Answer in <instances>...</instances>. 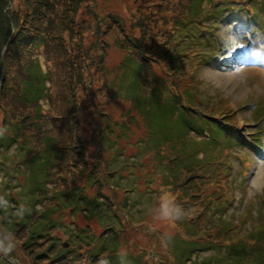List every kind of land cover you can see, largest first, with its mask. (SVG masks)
Wrapping results in <instances>:
<instances>
[{
	"label": "rangeland",
	"instance_id": "1",
	"mask_svg": "<svg viewBox=\"0 0 264 264\" xmlns=\"http://www.w3.org/2000/svg\"><path fill=\"white\" fill-rule=\"evenodd\" d=\"M54 1L53 9L45 18L47 27L45 30L41 28L40 21L37 19V15L33 14L30 17V9H37V12H40V8H43L41 1L38 0L36 6L33 5L27 9H24L25 3L22 0H13L10 3L12 9H19L17 18L15 12H9V17L4 15V36L10 35V25H8V18H10L13 24L15 19H18V33H14L15 38H12V42H15V46L18 44L21 46L25 43V46L28 48L31 43H34L30 38H34V34L43 32L44 41L42 46L30 56L31 61L37 59L41 64V68L46 76V85L51 86L52 90L56 88H62V84L66 81V78L63 77L61 73V68L58 65L59 63H64V60L60 58V50L64 47L66 50L68 58L71 62L75 64L78 68V64L84 67L83 83L87 81L88 88L85 91L79 90V92L72 99V105H77V111L67 114V119L65 124L68 126V129L63 128V130L70 134V137L75 139L76 150H80V146H83V149L86 154L89 153H98V158L101 156V159L110 166H107L109 170L114 169L115 173L109 180L112 183H115V190L126 192L128 201L132 198L131 205L125 208L128 218L131 222L134 223V218L139 221V224L142 227H147L149 232L153 235L155 231L164 238L170 245V251L174 256L179 254V246L183 250V253H180L179 258L181 259L186 257L184 245L179 238L176 237L173 230L165 228L167 225L171 226L172 222V209L174 203L169 202V191L164 190L163 182H155L151 180L152 174L148 171L146 155L147 153L151 156L152 159L156 160L158 155H162L164 160H167L169 155H185L186 159L178 160V170H181L182 165L187 164L193 160V154L197 149H200V152L204 155V161H208V155L216 152L220 146L218 142L234 143L231 138L228 137V131L222 130L217 127L219 125L217 122L209 123L204 120L197 121H188L184 122L181 120L180 116L177 113H174L171 106L173 103L170 99H165L161 97L162 100H159L156 97V101L152 99L151 109L155 110L152 118L142 121V127H135L132 124L127 123L126 125L117 124V121H123L124 115L128 105L133 102V111L132 113L139 115L141 113L140 104V92L135 90L131 85L124 86L123 84L120 87L116 84L120 78H123V75L126 73L127 69H118L116 74H112L115 79L114 87L118 86L119 91L115 89L114 96L116 97L115 101L110 102L109 98L112 97L110 93L107 98L105 96L102 98V101L94 95L95 92H100L102 88V83L100 81V68L96 65L95 71V60H99L104 64V68L108 73H113L115 69L112 65L117 63L118 58L123 55V52L120 51L117 47H114L110 53L111 56L108 60L111 62H105L104 58H101L99 51L101 52L100 44H104V41H111L115 32H111L106 29L108 22H113V16H118L122 18L126 25V32L128 34L141 36L143 33V39H138L139 43L144 47H149V50L157 51L159 49L158 45H162L163 36L160 32L157 34L154 32L155 29L166 30V27L169 26V23L164 25L162 16L169 12L171 7L176 3H179L180 0H51ZM249 18L251 22L259 27L264 35V7L259 4L256 0L250 2L249 5ZM5 13V14H6ZM113 15V16H109ZM32 18V19H30ZM140 20L141 25H144L146 28L141 30L139 26L130 27V24ZM115 24V23H114ZM116 25V24H115ZM37 29V30H36ZM37 32L34 33L33 31ZM118 37L123 36V32L119 29ZM27 34H30L28 36ZM175 37H178V32L175 33ZM184 39L186 37L183 36ZM100 39V40H99ZM99 41V43H98ZM24 45V44H23ZM1 46V40H0ZM183 47L189 48L192 45H189L188 42L183 44ZM88 51V55L86 53ZM87 55L86 59L84 57ZM11 55L10 57H13ZM7 58L8 60L10 59ZM90 57L94 59H90ZM18 58H13L10 61L17 60ZM23 56L19 59V68L14 76L11 78L13 90L17 91L19 98L17 101H13L10 105L4 107L0 111V115L6 116L13 124L21 126L19 120H22L23 123L29 122L30 113H28L33 106L30 107V101L34 97L40 96V90L38 88V81L34 75L33 80H30V76L26 77L24 73L23 66ZM86 62V65H84ZM71 63V64H73ZM61 64V65H62ZM192 67H196L197 75L200 73V69L197 66V63H193ZM164 65L156 64L153 65V73L155 76L163 74ZM122 70V72H120ZM131 70V69H130ZM203 73L201 74L202 78L211 85L212 89L220 92L223 97L231 98L232 102H240L245 98L251 97L257 98L258 96L264 97V87H260L256 83H252L254 76L247 74L249 70L257 69H243V70H233L228 69L227 72H223L219 69L218 66L204 67ZM259 71V70H257ZM263 80H264V73ZM126 78V77H125ZM30 81H33V84L30 85ZM91 81V82H90ZM80 86V84H79ZM83 87V86H82ZM203 88L204 86L201 85ZM13 90L10 91L13 93ZM84 94V95H83ZM83 95V97L81 96ZM221 96L220 94H214L215 98ZM123 97V99H122ZM93 99V102L91 99ZM124 101V102H123ZM43 109L48 108V103L46 101H41ZM92 103V104H91ZM112 103V104H110ZM29 105V106H28ZM258 106L261 104L258 103ZM131 108V107H130ZM129 108V111H130ZM94 110L98 115V118L104 122L107 128V134L102 135L104 143L99 149L96 147L94 141H92V136L89 134V129L93 128L94 132H97L98 129L91 125L89 119H95ZM103 111L108 113L102 114ZM90 112H92L90 114ZM109 114V115H108ZM250 115V111H244L239 118H247ZM8 119L2 118L3 122L7 129L5 132L10 133L12 126L8 123ZM1 120V119H0ZM55 132H63L58 128ZM253 127V126H251ZM88 128V130H87ZM208 128L214 130L215 134ZM247 127H242L243 130H246ZM190 129L199 130L204 133L203 136H196L190 132ZM38 135H34L33 138H39L43 133V127L39 130ZM102 132H105V128H102ZM33 135V134H32ZM63 135V133H62ZM209 137V138H208ZM108 138V139H107ZM105 149L103 152L102 150ZM230 149H234L237 160L240 164L249 169V163L247 151L245 148L239 144H235ZM9 153H12V149H9ZM102 152V153H101ZM144 155V160L142 157ZM130 159L128 160L127 157ZM231 157V156H229ZM78 158V157H77ZM72 157L69 161L77 159ZM87 163L83 165L84 173L86 176L80 175L78 177V184L82 187L86 193L91 196L94 193V189L89 185L87 179L88 169L91 165L90 159L86 156ZM141 160L143 164L139 162ZM81 159L77 160V165L80 164ZM203 163V161H199ZM117 163L121 171L117 170ZM228 163V162H227ZM262 167H264V161L260 162ZM160 169V166H158ZM240 172V171H239ZM11 173V168H7L5 165L0 163V182L7 180L8 175ZM15 173V172H14ZM162 173L165 175V178H168L169 170L168 164L162 169ZM110 174V173H109ZM109 174L105 176L103 181V189L107 194L113 193L112 189L109 188L108 183L106 182ZM245 172L237 173L240 177H246ZM17 175V173L15 174ZM14 181L25 184V181L18 180L14 178ZM42 181L41 173H34L30 176V184H35ZM73 183V182H72ZM111 183V186H113ZM135 186V191L133 189ZM264 191V175L254 181V176L250 177L248 182L246 197L248 199L258 195L260 191ZM159 192L158 194L156 192ZM238 196L241 194L238 192ZM122 194L118 196V200L121 199ZM257 211V208L254 212ZM63 213H66V209H63ZM54 220L58 222L56 218V213L52 214ZM257 214L248 217L252 219V223L248 224V221L243 224V232H258L257 228H262L260 221L255 219ZM94 225V224H93ZM256 225V227H254ZM95 226V225H94ZM253 226V228H251ZM142 234H146V229L140 228ZM264 232V230H261ZM27 231L22 227L17 233L15 238L13 237L11 242L14 244V239L19 243L25 240ZM158 236V235H157ZM10 239H8V242ZM138 242L142 241L138 238ZM28 264H30L28 262Z\"/></svg>",
	"mask_w": 264,
	"mask_h": 264
},
{
	"label": "trees",
	"instance_id": "2",
	"mask_svg": "<svg viewBox=\"0 0 264 264\" xmlns=\"http://www.w3.org/2000/svg\"><path fill=\"white\" fill-rule=\"evenodd\" d=\"M27 1L30 2L31 7L33 5L36 6L38 0ZM201 1L202 0L192 2L191 0L189 7L187 8L188 12L196 10V12H194V15L197 17L198 12H202V9L198 7ZM231 3L232 0H212V4L210 7L212 12L214 13L216 11L215 7H218V9L223 8L225 10ZM33 14L37 15V19L40 22L45 17L41 12L38 13L37 9L34 8L30 9V17H32ZM174 15H178V12H176ZM113 22H108L106 29L112 31L113 26H115L118 31L120 29L124 34L121 39L115 40L112 43V45H116L122 48L124 51L125 56L120 62L121 67L127 70L137 67V74L139 75V73L143 71L145 66L150 64L149 62H143L146 57L148 58V56L146 55V48H142L138 41V39H143V33L141 34V36L128 34L126 32L125 23L123 21H119L116 16H113ZM136 26H139L141 30L146 28L141 24H130V27ZM36 30H34L33 32L36 33ZM34 36V39L32 38L34 42L33 48L36 49L43 44V32L34 34ZM191 41L192 43L195 42V40L193 41V39H191ZM102 42H104V44H100L102 51H99V55L101 58H104L109 44L104 40ZM19 52L20 53H15L13 49H10L5 57V60L13 54L21 56L26 52L31 53L30 49L25 45L21 47ZM86 53L88 55V51H86ZM66 54L67 52H63L62 50H60L59 56L64 60V64L66 65L65 69L63 70L65 73L64 77L66 78V81L62 84V88H59V92L57 94V100H59L58 102L57 100L51 98V95H49L50 107L47 110L43 109L38 102L39 99L44 98L46 95L42 92V89L40 88L42 84H40V82L38 81V77H36L38 86L40 85V96H36L30 101V106L33 105V103L36 104L34 108L30 110L29 122H27L23 127L22 133L25 134L26 141L30 147L32 155L40 153L36 151L41 150L39 156L32 157L28 160V164H34V167L36 168L35 173L42 174V181L35 184L28 183L27 187H24L23 193L27 196L30 203V194L31 196H34L35 193L45 194L48 190L45 187V182L48 181L53 183L54 188L51 189V197L49 198L50 201H57L63 207L67 208L68 212L71 213V215L73 214L74 216L75 211L87 212L88 219L92 218V215H95L98 218V222L101 224V226H104V228L108 226L107 229L105 228V230L102 233L100 232L99 235L92 236V239H90V233L92 232L91 227L89 225L81 227L83 228L81 233L84 235V237L86 236V238H88V240H90L91 243L94 244L93 246L97 247L100 251L110 249L112 252H117L119 246H127L126 244H129L131 241H138V238L142 241L140 244L144 246L155 244L153 240L149 239L148 235L142 234L140 228H143V230H145V227H142L138 221L134 220L133 223L129 220V218L126 219L128 215L125 211V208L129 203L127 195H125L122 200H117L113 199V195L106 196L105 194L101 193L103 173H109L110 170L108 168H105V170L102 171L96 164H93L89 168L87 179L89 181V185L94 189V193L91 196H89L86 191L79 186L78 177L83 174L81 166L77 165V160L81 159L80 163H82L86 162V159L82 156H78L77 159H73L71 162H69L76 150L75 139L71 138L70 134L66 133L63 130V135L59 139H56V137H54L52 133L44 134L42 136L43 139H34L32 136V128H34V130L42 129V127H44L48 122H51L53 124V127H56V124H58L61 125V127L69 130L68 126L65 124L67 114L77 111L78 103L77 105H72V99L77 94V91L80 90V88L81 90L86 88L85 82L83 83L82 80V76L84 75L85 70L84 67L79 64L77 68L75 64L70 61L68 56H66ZM87 55L84 57V59H86ZM156 57H159V59ZM189 57L190 52L183 51L181 53L179 52V48L175 46H161L159 53L152 54L149 59L151 60V63L153 62L155 64H162L160 63V60L163 61L164 77L160 76L159 78H151L148 81V84H151L150 89H152V86L160 83L174 101V105L171 106L173 112H176L178 109H180L181 112L191 111L188 114L191 116L193 114L192 111L196 112L203 107H207V109H212L214 111L223 110V104L220 103V101L214 102L211 100L210 96H207L205 99L199 96L201 81L196 75L192 76L185 74L187 68H184V65H186V60ZM138 58L140 59L139 63ZM11 59L13 58L10 57L9 60ZM90 59L94 58L90 57ZM84 65H86V62ZM96 65L101 70L100 75L103 78V83H106L105 80L109 79L108 71L104 68V64L101 61L98 60L96 62L95 60V71L97 70ZM1 67L2 65L0 63V69ZM150 67H152L151 64ZM28 75L30 76V80H33L31 78H33L34 75L38 76V68L30 67V74ZM125 76L118 81H125ZM112 77L113 76L111 73V77L109 80H111ZM32 84L33 81H30V85ZM202 89L206 90L205 87ZM4 90H13L12 84H5ZM142 98L143 100L141 102L143 106L141 107V109L145 108L148 104V99L146 100L143 96ZM226 107L228 106L226 105ZM154 112L155 110H152L149 107L143 109V121L150 119V113ZM188 115L187 113L185 114L186 117H189ZM38 134V132H34V135ZM104 165L105 167L109 166L105 162ZM73 166L76 167V170L72 168ZM174 166L177 167V164H174ZM54 167H58L59 169L57 171H53ZM190 182L191 179L188 180V191ZM1 188L2 187H0V190ZM23 193L20 190L15 196H9L11 200L8 199L9 202L18 204L16 205L17 211L14 212L17 215V217L15 218L16 223H8V221L4 220L5 215L0 211V224L2 223V227L4 229H7V233H10L9 237L7 238L10 239V241L13 237L15 238L16 236V231L18 229L16 224H19L18 216L24 208L30 210V205L26 204V197ZM123 193L125 194L126 190H124ZM50 204L53 203L47 202L46 204H44L41 210L36 211V214L38 215L42 213ZM17 218L18 220L16 221ZM184 232L186 233L185 235L190 238H200L201 235V233L199 232L193 233L190 229L188 230V232ZM7 233L5 235H7ZM109 233L110 235H108ZM45 239L46 234H44L43 232H34L27 236V238L23 242V246H21L22 248H24L23 255H25V260L27 262H29L30 264H34L32 255L37 256L39 261L44 259L46 262H48L51 260L49 258L54 257L55 255L59 256L62 254V250L56 243H52V245L50 246V251V248L48 249L49 244L44 245ZM14 241L16 242L15 239ZM195 243L196 242H193L194 245ZM246 261L255 262L251 258L247 259ZM255 264H258V262Z\"/></svg>",
	"mask_w": 264,
	"mask_h": 264
},
{
	"label": "bare ground",
	"instance_id": "3",
	"mask_svg": "<svg viewBox=\"0 0 264 264\" xmlns=\"http://www.w3.org/2000/svg\"><path fill=\"white\" fill-rule=\"evenodd\" d=\"M262 172H263V167L261 166L260 170H258L257 173L255 174V176H257L256 179H258V177L261 176Z\"/></svg>",
	"mask_w": 264,
	"mask_h": 264
},
{
	"label": "snow or ice",
	"instance_id": "4",
	"mask_svg": "<svg viewBox=\"0 0 264 264\" xmlns=\"http://www.w3.org/2000/svg\"><path fill=\"white\" fill-rule=\"evenodd\" d=\"M237 47H240V45H237Z\"/></svg>",
	"mask_w": 264,
	"mask_h": 264
}]
</instances>
